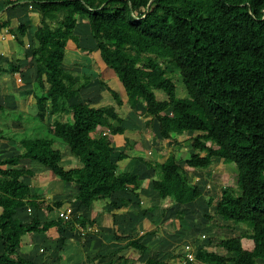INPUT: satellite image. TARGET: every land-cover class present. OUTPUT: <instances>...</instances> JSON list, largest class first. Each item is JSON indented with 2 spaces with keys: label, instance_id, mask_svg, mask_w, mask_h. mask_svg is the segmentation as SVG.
I'll use <instances>...</instances> for the list:
<instances>
[{
  "label": "trees",
  "instance_id": "obj_1",
  "mask_svg": "<svg viewBox=\"0 0 264 264\" xmlns=\"http://www.w3.org/2000/svg\"><path fill=\"white\" fill-rule=\"evenodd\" d=\"M7 4L12 9L32 6L40 14L32 36L35 45L30 46L37 68L35 88L39 90L34 89L33 113L0 103V121L4 123L5 118L8 123L1 129L0 139L20 137L21 145L16 155L0 158V264H62L61 255L48 263L23 254L24 236L47 234L55 227L65 244L66 230L73 234L78 226L96 224L80 211H88L96 201H106L115 209L134 203L143 206L144 176L121 168L120 162L132 153L119 150L111 138L125 134L129 126V120L119 112L124 100L102 81L116 104L96 106L83 97L92 76L64 65L70 41L86 50L77 33L81 18L88 21L102 60L122 82L127 104L151 116L147 123L159 127L164 139H171L174 129L195 132L189 138L193 150L188 157L170 153L162 162L141 157L146 167L155 171L153 188L163 203V208L145 207V213L160 208L163 216L175 205L187 206L204 196L205 188L191 179L185 166L209 168L215 158L233 163L237 187L225 186L213 214L203 218L205 223L218 217L246 224L248 230L220 239L217 245L224 253L197 244L196 264H264V0H7ZM6 23L13 25L12 21ZM15 28L23 44L30 26L21 23ZM15 71H19L17 66H0V73ZM176 75L187 90L184 96L178 94ZM157 91L166 94L164 101ZM161 105L176 116L163 114ZM14 120L24 122L23 132L9 126ZM107 129L111 132L104 135ZM61 146L81 165L67 168ZM23 159L36 161L63 182L79 187L71 201L70 219L41 217L43 194L35 192L26 180L34 172L20 167ZM66 202L55 200L45 207L62 208ZM214 203V197H209V206ZM29 205L33 208L30 221L16 223L12 212L26 210ZM183 208L175 211V219L179 229L190 232ZM200 222H195L196 230L201 228ZM159 228L149 234L158 233ZM244 238L253 240L251 250L244 247ZM141 240L142 236L129 239L118 253L134 247L143 257L148 247ZM208 243L213 244L211 240ZM96 259L90 257L87 264H100ZM119 260L127 264L123 256ZM194 263L188 260L185 264ZM143 264L171 263L149 256Z\"/></svg>",
  "mask_w": 264,
  "mask_h": 264
},
{
  "label": "crops",
  "instance_id": "obj_2",
  "mask_svg": "<svg viewBox=\"0 0 264 264\" xmlns=\"http://www.w3.org/2000/svg\"><path fill=\"white\" fill-rule=\"evenodd\" d=\"M11 6H12L11 4H7V0H0V66L3 69H10L14 66H17L19 71L11 72V74L20 73L23 79H25L24 80L25 86H29L30 83L32 84L34 82L37 76V68L33 56V50L32 47L29 46L35 45V41L33 40L32 36L34 34L35 28L39 24L40 14L37 10H33L32 13L31 12L29 13L25 8L16 7L15 9H12ZM31 8L33 7L31 6ZM10 21L13 22V25L12 24L10 25V23L9 24L6 23ZM21 23H27L30 26L29 33H27L25 37H22L24 41L23 44L18 41L17 36H20V33L15 28V26ZM81 25L83 26L87 25L89 29L88 22L84 21L81 23ZM11 27L15 28L14 31H11ZM77 32L80 33L79 29ZM68 49H72V46L71 48L67 47V51ZM67 51H66V58L64 63L65 68L74 71L71 68L67 67V60H68ZM79 59H82L80 60L82 65H88V64H83L84 58H76L77 60L76 63L78 62ZM21 62L26 63L27 66L23 67ZM22 68H25V70H23ZM87 68H92V66ZM4 74H8V72L0 73V79L3 77L2 75ZM34 89L35 86L34 87L31 86V88H29V91H31L32 94H34ZM0 103L6 106L8 109L11 108V109L23 111L21 108H19V105L17 104L18 102H16L15 104L7 105L0 100ZM23 123L21 121L14 120L12 124L11 123L9 124V126L11 127L13 126L14 128L15 125H19L20 127H23V129L16 130L14 128L15 132H23L25 129V125ZM0 124L6 125L8 123L7 121L6 122L4 121V123H0ZM147 124L153 126L152 123H147ZM125 134H128V132H126ZM118 135L119 134H116V136ZM111 138L113 145H115L119 150L126 149V150H130L132 153L131 157L120 162L121 168H124L125 170H129L132 172H138L142 176H144L143 184L141 187L142 205L144 207H142L141 209L139 206L135 205L134 203L133 205L127 208L122 207L121 209H115L113 207L107 206L108 202L106 203V201H104L103 205H99V206L95 205L94 203L93 207L88 211H85L84 209L80 210L82 213L86 214L91 220L93 219L96 220V224L94 226H89V228H83L81 226H78L77 231L73 234L68 230H66V232L63 233L64 236H68L65 244H63L60 241L59 232L55 227L51 228L47 234L35 233L36 236L32 235L31 237L34 238L31 242L33 243L32 244L33 250L31 249L30 251L29 249L26 252V254H30L31 257H35L38 260L51 263L54 260H51L52 258H50V260L46 258L49 260L46 261L43 256H40V251L42 249L38 250L40 244L45 242L43 244H45V246H48L50 250H53L48 256H52L54 253L58 252L57 258L60 255L62 256V260H61L62 264H79V262L81 261H85L88 263L90 257H96L97 258L96 260L100 264H123L120 263L121 261L119 260V257L121 256L127 259V264H136L137 261L131 259L128 256L127 252L129 249L128 250L123 249V251L119 253L118 250L120 248H123L129 241V239L139 238L140 236H142L141 241L142 243L147 245L148 250L145 253V255H143V257L141 258L138 257L139 261L141 262L140 264H143L149 256H155L162 260H168L170 261L171 264H175L176 260H178L179 263L185 264L187 261L183 259V257H185L184 246L187 244L186 242L190 240L189 234L192 230L188 233L184 229L182 230L179 229V224H178L177 228L174 229L175 231L170 233V235L168 236L167 235L164 236L163 234H161L162 232L159 233V231L158 233H154V234H149V232L153 231L155 228L161 227L163 224L173 225L174 223L175 224L178 223V221L175 219L176 218L175 211L180 210L183 207H184L183 209H185V207L187 209H190V207L194 203L183 207L175 205L174 208H172V210L167 211V213L163 216L157 215V213L160 211V208L156 209L155 213H151V212L145 213L144 209L147 206H155V207L160 206L161 208H163V205L161 203V197L159 193L153 188V177L155 175V171L154 169H148L145 163L143 162V160H141V157L147 158V156H145L141 152L142 150H146L148 151V153L151 152L148 150V148L141 146L142 143L141 141L139 140L135 141L134 139L130 138V136L126 137L123 140L118 138L114 139L113 135L111 136ZM10 139L11 137H9V139L3 140L6 141L8 144H12V146L8 145L7 149L5 150V154L8 156L16 155L20 151L18 149V151H15L16 153L12 152L13 149L17 148L15 144H18V146L20 145V137L19 138L14 137V139L13 138L11 140ZM130 142L133 144L132 148H130L131 147ZM61 147L63 148V146ZM65 150L66 149L63 148V151ZM65 154L67 155L66 156L64 155V163L67 168L78 167L81 165L80 161L76 157L72 156L69 151L66 150ZM138 155L140 156L139 159H137ZM28 163H31L32 167L31 165H28ZM34 165H35L34 161L29 159H23L21 161L20 167H24V166L30 167L33 170L34 175L30 174V176H28L26 180L30 183L32 189L35 192L37 191L43 194L42 200L45 201L46 200L45 194L44 192H42L45 189V187L44 186L39 187V185L33 184L32 181L34 178L38 177L39 173H41L42 171L51 173V170L42 166L39 167L40 165L33 168ZM53 175L54 176L50 178L48 183V188L50 189L52 199L66 200L67 202L64 204L62 208H54L52 210H49L47 207H45L48 205L47 204L48 202L45 203L41 201L39 203L41 206L44 203L46 204L45 206H43L44 209H42L40 212L41 217L47 218L48 220L58 218V216H60L59 215L60 209H65L68 206H73L74 204L72 205L71 201L75 198V196L78 194L79 191L78 186L74 185L73 183L63 182L62 180H60L58 176H56L55 174ZM194 182L197 183V181ZM130 198L134 199L133 196ZM144 201L146 202V204L143 203ZM32 209L33 208L30 205L27 207V210L29 211H31ZM22 211L24 212V210ZM22 218L25 217L22 216ZM189 219L190 216H186V220L189 221ZM139 221L142 224L138 225ZM134 225L135 227L136 225H138L137 226L139 227L138 230L130 231L134 227ZM141 225L142 227L140 228ZM151 225H153V228L151 229H145L144 227L146 226L150 228ZM193 228L194 230L197 229L196 226H194ZM185 232H187L188 237L186 236L183 237ZM167 233L168 232L166 231L165 234ZM42 236L45 237L44 240ZM119 236H121V238H118ZM35 237H37V239ZM177 238H182V242L184 243V246H182L181 248L182 251L176 252L173 245L178 241L176 240ZM182 242L181 240L179 241L180 244ZM158 244H161L163 247L157 249ZM38 245L39 247H37ZM76 245L78 246L82 245V247L85 246L84 248H86V250L81 251L79 247L78 249H76L75 247ZM132 249L135 248L133 247ZM58 250H60V253ZM135 250L138 251L137 249ZM91 254L93 255L90 256ZM179 254L182 255L180 256ZM85 262L84 263L82 262L81 264H85Z\"/></svg>",
  "mask_w": 264,
  "mask_h": 264
},
{
  "label": "rangeland",
  "instance_id": "obj_3",
  "mask_svg": "<svg viewBox=\"0 0 264 264\" xmlns=\"http://www.w3.org/2000/svg\"><path fill=\"white\" fill-rule=\"evenodd\" d=\"M33 8L29 7V9H27V12H33ZM88 22L86 19L81 18V21H79L78 23V27H79V31L80 33V40H81V44H83L82 46H84L86 48V50H83L82 48H78L75 45L74 41H70L69 42V46L68 48L72 49H68L67 51V67L71 68L72 70L76 71V73H87L88 75H93L92 79L93 81L89 84L87 90L84 91V98L86 100H89L91 102H94V104L96 106H100V105H107V104H116V101L114 100V97L111 93V91H109L107 89V87L105 85H103L101 82L104 81L108 86H110L112 89H114L115 91L118 92V94L120 95V97L124 100V105L120 106L119 108V112L121 115L125 116V118H127L129 121L126 122V126H128L126 132H128V134H119L118 136L114 135V139H125L126 137H129L134 139L135 141L139 140L141 141V146L148 148V150L151 153H148V151L146 150H142L141 152L147 156V158L151 159V160H155V161H160L162 162L163 160L166 159V157L170 154V153H174L176 154L178 157L180 158H185L188 157L191 150H193V148L191 147V142L189 141V138L193 135H195V132H190L188 130H180V129H174L173 130V137L171 139H164L163 137H161V134L159 132V127H154L155 125L151 126L149 124H147V122L151 121V116L146 115L144 113H141L137 110L132 109L129 104H127V94L125 92L124 86L122 84V82L120 81V79L118 78L117 74L115 73V71L108 67L106 65V63L102 60L101 56H100V52L99 50L96 48L95 42L89 32V29L87 27V25L83 26L81 25L82 22ZM86 24V23H85ZM78 31V28H77ZM28 46V45H27ZM30 47V46H29ZM76 58H84V63L83 64H88V65H82L81 61L82 59H79L78 62L76 63ZM29 63V62H28ZM21 64L23 65V67H26V63L21 62ZM29 66V64H28ZM92 68H87V67H91ZM23 70H25V68H22ZM83 69V70H82ZM98 72V74H97ZM3 77L0 79V100L9 105V104H15L16 102H18L17 104L19 105V108H21L24 112L26 113H33L35 110V106H36V98L35 95L32 94L31 91H29V88L36 86V79L34 77V82L31 84L30 83V87L29 86H25L24 84V80L22 75H20V73H15V74H4L2 75ZM34 76V75H33ZM21 77V78H20ZM175 81L178 87V94L181 96L186 95L187 90L183 84V81L181 79V77L179 75L175 76ZM37 91L39 90L38 87L35 88ZM36 92V91H35ZM157 95L158 98L161 101H164L166 98V94L163 91H157ZM15 99V100H14ZM164 104V102L162 103ZM168 107H166V105H161V109L160 111L168 116H176V113H170V111L167 110ZM11 109V108H9ZM49 120L50 117L48 118ZM3 121H7V119L2 118ZM52 122V120L50 121ZM1 123V122H0ZM125 125V123H124ZM139 126V127H138ZM1 128H6L5 125L0 124V129ZM14 128L16 130H22L23 127H20L19 125H15ZM13 126L12 129L14 130ZM107 128V127H106ZM109 128V127H108ZM138 128V129H136ZM1 133V131H0ZM7 133V132H6ZM7 135L10 136V133H7ZM159 138V139H158ZM5 139H0V158L5 156V150L7 149V146L10 145L12 146V144H8L6 141H3ZM11 142V141H10ZM131 143V142H130ZM132 143H131V147L132 148ZM15 146L17 147L16 149H13L12 152L16 153L15 151L21 150V145L18 146V144H15ZM216 147V146H215ZM66 150L64 151V155L66 156L67 154H65ZM136 153V151H135ZM66 159V158H65ZM35 165L33 168L37 167L38 165H40L39 167H41V164L38 162H35ZM28 165H31V163H28ZM43 167V166H42ZM188 170V173L191 177V179H194V181H197L200 185H202L205 188L204 191V196L201 197L199 200H197L191 207L190 209H187L186 207V212L187 215L190 216V219L188 221V225L190 226L191 230H194V226H195V222H197V224L200 221H204V222H200L201 224H199L201 226V228L197 233H194V235H192V231L190 232V240L187 241L186 243H192L195 246V251L197 248V244H204L207 245V249L210 250H217L218 252L224 253L225 250L221 247H219L217 245V242L222 239V238H227V237H231V236H237L240 234H244L247 232L248 230V226L246 224H235L234 222L230 221V222H226L221 220L220 218L216 217L215 220L213 222H209V223H205L207 222L206 218H203L206 216V214H213V211L215 210L216 204H217V200L219 199L222 190L225 186H232L234 188L237 187V169L235 167V164L233 163H225L223 162V160H221L220 158H215L213 165L210 166L209 168H198V169H193L189 166H185ZM45 170V169H43ZM54 176L52 174V172H41L39 173L38 177L33 179V184L39 185V187L44 186L45 189L42 191L45 194V203H47L48 205H52L55 201V199H52V195L50 193V189L48 188V183L50 178ZM50 187V185H49ZM209 197H214L215 199V203L214 206H209L208 204V198ZM43 204L42 206H45L46 204ZM144 204H146V202H143ZM162 203V201H161ZM104 201H96L95 205L99 206V205H103ZM163 204V203H162ZM144 207V206H142ZM141 207V208H142ZM23 210V209H22ZM22 210H16L14 212H12V216L14 218V220L16 221V223H21V222H29L32 216V212L33 209L31 211L29 210H24V212ZM161 214V210L157 213V215ZM22 216H24L25 218H22ZM161 216V215H160ZM209 221V220H208ZM147 223V222H146ZM142 224L139 221L140 225ZM206 224V225H205ZM138 225H134V227L130 230H138L139 227H137ZM178 226V223H174L173 225H165L163 224L160 229H159V233L163 234L164 236H168L170 235V233L174 232ZM142 227V225L140 226V228ZM145 229H151L153 228V225L150 226V228L144 226ZM130 229V228H129ZM168 232L167 234H165V232ZM189 233V232H188ZM192 233V234H191ZM187 232L184 233L183 237L186 236L188 237ZM35 235V234H34ZM192 235V236H191ZM36 236V235H35ZM37 239V237H35ZM43 240L45 239L44 236H42ZM24 248H22V250H25L24 253H26L29 249L31 251V249L33 250L32 247V240L34 238L28 237V236H24ZM176 240H178L176 243H174L173 247L174 249L177 251H182L181 248L182 246H184V243L182 242V238H177ZM181 240V244L179 243V241ZM208 240H211L213 242V244H209ZM40 243V242H39ZM45 243V242H43ZM40 244L37 247H39L38 250L40 251V256H43L45 258L46 261H49L50 258H52L51 260H56L58 252L54 253L52 256H48L53 250H50V248H48V246H45V244ZM253 240L249 239V238H244L243 239V245L244 247L248 250L252 249L253 246ZM179 245V246H177ZM76 249L82 250H86V248H84L85 246L82 247L76 245L75 246ZM163 246L161 244H158L157 249L162 248ZM3 249L2 243L0 242V253ZM29 251V252H30ZM37 251V250H36ZM60 253V250H58ZM76 251V250H75ZM128 256L131 259H134L137 261L136 264H140L141 262L139 261L138 257H139V252L136 251L135 249L130 248L128 250ZM27 256H31L30 254H26ZM93 254H91L90 256H92ZM47 256V257H46ZM59 257V256H58ZM48 258V259H46ZM133 260V261H134ZM84 263L85 261H81L79 262V264ZM85 264H87V262H85ZM175 264H182L179 263L178 260L175 261ZM233 264V263H231Z\"/></svg>",
  "mask_w": 264,
  "mask_h": 264
},
{
  "label": "built area",
  "instance_id": "obj_4",
  "mask_svg": "<svg viewBox=\"0 0 264 264\" xmlns=\"http://www.w3.org/2000/svg\"><path fill=\"white\" fill-rule=\"evenodd\" d=\"M111 131L110 129H107L105 132H104V135H107L109 134ZM59 215L60 217H63L64 219H70L73 215V207L72 206H68L67 208L65 209H60L59 210ZM184 255L187 259V261H194L196 263V251H195V246L194 244L192 243H187L185 246H184Z\"/></svg>",
  "mask_w": 264,
  "mask_h": 264
}]
</instances>
